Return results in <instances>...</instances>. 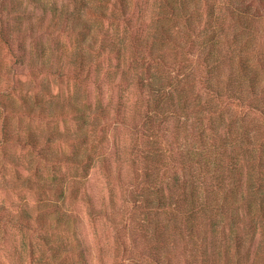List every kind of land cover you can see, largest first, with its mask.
Returning a JSON list of instances; mask_svg holds the SVG:
<instances>
[{
	"label": "trees",
	"instance_id": "obj_1",
	"mask_svg": "<svg viewBox=\"0 0 264 264\" xmlns=\"http://www.w3.org/2000/svg\"><path fill=\"white\" fill-rule=\"evenodd\" d=\"M255 2L264 7V0H0V11L8 10L17 24L10 28L0 17V40L12 51L18 39L19 75L31 78L35 90L48 93L46 85L35 82L52 73L100 90L102 85L116 91L133 84L139 92L132 103L120 98L93 109L100 121L111 118L115 126L130 131L138 147L127 161L115 152L114 163L109 157L102 159L107 176H116L130 190L127 217L120 218L123 229L127 220L149 227L139 232L129 227L127 241H119L124 254L130 244L136 250L129 256L133 261L172 264L173 257L182 253L187 264H264V60L241 41L244 35L251 39L259 33L255 27L259 23L264 30V17L257 21L249 12ZM82 10L90 18L119 25L118 39L109 41V31L97 29ZM98 32L108 38L98 51L96 43L84 45L97 52L98 62L86 49L69 54L42 42L54 33ZM65 58L70 59L69 67ZM104 63L110 72L96 70ZM26 83L19 80L22 90L10 91L1 103L5 117L0 143L28 147L48 164L86 168L91 153L57 156L40 143L33 129L13 131V118L88 120L87 106L66 100L45 105L36 93L23 88ZM75 136L50 131L43 139L67 143L78 141ZM140 142L144 147L137 146ZM21 185L22 190L65 195L64 185L30 178ZM66 189L69 199L97 209L94 196ZM38 209L42 217L34 219L22 210L10 223L30 231L35 226L40 231L57 227L76 236V244L63 247L68 257L56 260L92 264L85 240L76 234L83 228L80 215L49 201Z\"/></svg>",
	"mask_w": 264,
	"mask_h": 264
},
{
	"label": "rangeland",
	"instance_id": "obj_2",
	"mask_svg": "<svg viewBox=\"0 0 264 264\" xmlns=\"http://www.w3.org/2000/svg\"><path fill=\"white\" fill-rule=\"evenodd\" d=\"M25 5H29L31 10L34 9L39 14L38 9L33 8L30 3ZM71 9H74V7H71ZM106 11L108 18H110L112 8L108 7ZM82 12L89 22L97 26V29L103 28L105 31H109V41L118 39L119 34L116 35V33L118 31L122 32L119 25L105 19L90 18L87 12L84 10ZM249 12L255 16L257 21L263 20L264 7H260L257 2L251 4ZM0 17L4 20L5 25L9 23L10 28L17 26L15 23L16 17L8 15V10L0 11ZM255 27L260 32L256 33L251 39L244 35L241 41L246 47L258 51V55L264 60V30L261 23ZM231 33L230 30L229 35L232 36ZM84 35L73 34L67 36L54 33L51 36H44L42 42L49 49H54L56 46L60 52L66 51L69 54L86 49L85 52L92 53L94 60L98 62L97 52H91L88 48H84V45H88L86 42L92 46L96 43L94 51H98L101 43L106 42L107 37L102 36L101 32ZM16 40L18 46L19 41ZM27 41L29 44L34 43V40L31 39H27ZM17 46L13 43V50L8 51L0 40V138L4 126L3 118L5 117L1 103L7 100L5 96L10 91L14 89H16V92L22 90L19 80L23 79L27 82L23 88L36 93L45 105L66 100L76 103L79 107L84 108L87 106L86 117L88 120L83 123L79 118L73 119L71 117L63 119L48 118L46 120L27 118L18 120V118H13L11 121L13 131L33 129L38 134L40 143L57 156L83 157L91 153L92 158L86 168H68L43 162L28 147L0 143V183H3L4 187L0 190V217L3 219L2 224H0V264H59V261L56 260L57 257H62V260L68 257L66 254L67 247L76 244L78 237L69 235L57 227L55 230L40 231L41 227L35 226L30 231L19 226V224L10 223L11 217L18 216L22 210L28 211L34 219L42 217L38 213V207L46 201L61 204L63 210L69 214L80 215L83 220V228L80 227L76 234L81 235L82 241L85 240L84 249L87 250V255L92 264H148L146 261L139 263L131 260L129 256L137 253L131 244L127 254L122 251L119 241H127L130 235L127 230L129 227H132L131 229L136 232L142 229L146 231L149 227L146 224L139 227L127 220V226L123 229L124 226L121 225L120 218L121 215L127 217L130 190L127 186L122 187L115 179L116 176L109 178L102 164L104 156L109 157L110 162L114 163L117 159L116 155L115 158L112 155L114 152L121 155L123 161H127L129 158L135 157L136 154L132 149L138 147L135 146L130 131L115 126V121H112L111 118L100 121L93 111L99 103L104 105H107L109 101L116 103L120 98L132 103L139 96V92L133 87V84H129L130 86L124 85L116 91L102 85L100 90L94 84H80L70 76L52 73L40 76V83L35 82V84L46 85L49 92L47 93L45 90L37 91L34 89L35 85L31 82V78L20 77L19 75L21 68L18 63L19 52ZM63 62L66 67H69L70 59L65 58ZM110 63H115V59ZM101 66L102 68L96 70H100V72L107 71L106 68L110 67L107 63ZM14 97L12 99L16 98ZM50 131L74 134L76 135L75 138L79 140L67 143L46 142L43 139L44 135ZM81 137L83 139H80ZM137 146L144 147V144L140 142ZM113 167L116 168L115 165ZM29 178L33 182L64 185L66 188L74 187L75 190L80 192V195L89 193L95 197L97 209L93 211L86 203L69 199L68 195L70 193L66 188L65 195H62L61 192L45 193L22 190V182ZM12 185H15L14 188ZM60 242H63L64 245H60ZM59 245L61 246L60 250L56 252L54 249ZM64 246L66 250L63 249ZM187 259L188 257L179 253L176 257H173L172 264H187Z\"/></svg>",
	"mask_w": 264,
	"mask_h": 264
}]
</instances>
